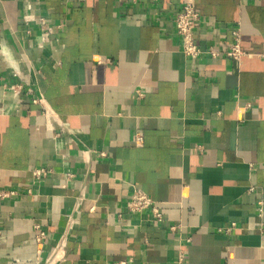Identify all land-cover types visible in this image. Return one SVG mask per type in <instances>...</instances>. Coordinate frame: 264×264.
Wrapping results in <instances>:
<instances>
[{
	"label": "crops",
	"instance_id": "0c3cea01",
	"mask_svg": "<svg viewBox=\"0 0 264 264\" xmlns=\"http://www.w3.org/2000/svg\"><path fill=\"white\" fill-rule=\"evenodd\" d=\"M181 3L0 0V264H264V0Z\"/></svg>",
	"mask_w": 264,
	"mask_h": 264
},
{
	"label": "built area",
	"instance_id": "2783aa9c",
	"mask_svg": "<svg viewBox=\"0 0 264 264\" xmlns=\"http://www.w3.org/2000/svg\"><path fill=\"white\" fill-rule=\"evenodd\" d=\"M26 20L32 19L31 16L25 15ZM45 17H38L36 22H38L39 26L43 28L46 24ZM201 20L200 12L196 7L195 0H182L179 11L176 13L173 19L174 32L179 37L180 40V49L181 52L188 58H197L203 54H207L212 58H216L220 56L222 53L237 62H240L244 56H247L241 45V34L240 28L238 25H234L230 27L232 42L229 47L221 52V50L217 49L214 45H208L206 47H200L195 41V35L197 33V29L199 27ZM257 55L261 58H264V46L260 50ZM13 67V66H12ZM17 71H14V75ZM20 85H14L13 90L16 92L17 87ZM138 95H141L139 91H136ZM33 103L37 102V99L32 100ZM141 140L140 136H136V141L139 142ZM48 173V169L44 167L35 168L32 170L31 179L33 181H38L44 178ZM13 192L0 191V197H6L7 195L12 194ZM261 202L258 203V210L261 213ZM128 209L131 213H138L144 209H150L152 212V220L156 222L161 218V214L159 210L156 208L154 201L140 188L137 186L132 187V191L129 197ZM232 227V226H231ZM231 227L225 228V231L228 232ZM173 229V227H171ZM181 257V255H179ZM119 264H125V262H121Z\"/></svg>",
	"mask_w": 264,
	"mask_h": 264
}]
</instances>
